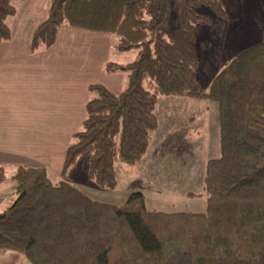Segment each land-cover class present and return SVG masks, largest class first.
Returning a JSON list of instances; mask_svg holds the SVG:
<instances>
[{
  "label": "trees",
  "instance_id": "trees-1",
  "mask_svg": "<svg viewBox=\"0 0 264 264\" xmlns=\"http://www.w3.org/2000/svg\"><path fill=\"white\" fill-rule=\"evenodd\" d=\"M25 1L0 0V44L11 39L15 4ZM228 21L222 0H52L33 53L53 48L70 26L110 34L113 50H137L138 58L107 64L108 74L126 77L120 94L89 87L61 181L16 167V199L0 213V252L31 264H264V42L220 68ZM201 24L222 28L219 41H199ZM160 97L219 105L220 157L207 163L199 196L205 214L149 211L141 192L122 206L102 204L67 177L85 157L89 183L115 191L117 164L138 165L152 145ZM6 182L0 166V187Z\"/></svg>",
  "mask_w": 264,
  "mask_h": 264
},
{
  "label": "crops",
  "instance_id": "crops-1",
  "mask_svg": "<svg viewBox=\"0 0 264 264\" xmlns=\"http://www.w3.org/2000/svg\"><path fill=\"white\" fill-rule=\"evenodd\" d=\"M263 2L222 0L229 25L218 42L220 68L264 42ZM16 6L17 13L8 22L11 39L0 44V166L13 175L17 166L43 168L61 181L67 149L86 119L89 87L103 85L116 95L123 90L124 74L105 73L115 38L63 26L53 48L33 53L34 34L49 16L52 0H26ZM240 20L246 24L240 26ZM232 23H238L235 30ZM217 33L218 37L222 35ZM211 39L209 35L198 38L202 42ZM86 44L96 46V57L84 59ZM213 106L219 108L210 101L160 97L156 109L158 131L152 145L138 165L117 164L115 191L73 182L86 196L102 204L122 206L132 193L141 192L149 211L205 214L207 203L198 196L203 193L206 165L220 157L219 111L216 126L205 111ZM7 252L11 257L21 255Z\"/></svg>",
  "mask_w": 264,
  "mask_h": 264
},
{
  "label": "rangeland",
  "instance_id": "rangeland-1",
  "mask_svg": "<svg viewBox=\"0 0 264 264\" xmlns=\"http://www.w3.org/2000/svg\"><path fill=\"white\" fill-rule=\"evenodd\" d=\"M262 1H264V0H262ZM18 4H20V3H16L15 6ZM247 7L248 6H246V8ZM242 24H246V23H244L243 21L240 20V26ZM228 25H229V23H227L226 28L224 30L227 31ZM232 26H235V28H233L235 30L236 27H238V23H232ZM244 27L247 28V26H244ZM198 28H197V36L200 39L204 38L205 35L212 36V38L214 40H217V41H219V39L221 38L220 36L218 37L217 32H219L222 28L220 29L219 27L208 26L205 24L199 25ZM223 33H224V31H223ZM230 33H232V31ZM229 40H231V39H229ZM86 46L87 47L83 48L84 59H89V57H91V59H92V58L96 57L97 56V55H95L96 46L94 44L91 45L90 47L87 44H86ZM79 56H81V54ZM137 58H138V51L137 50L131 51L129 53H119V52L111 49V52L109 54L108 59H110V62H118L119 61L123 65H128V64L135 62L137 60ZM96 65H99L100 73L104 74V70L101 69V65L100 64H96ZM96 65H94V66H96ZM105 73H107V72H105ZM95 75L98 77V75H100V74H95ZM95 75H94V77H95ZM108 75H110V74H108ZM125 85H126V77L124 75L123 81H122V89L125 88ZM205 111H206V115L209 118V122L212 121V123H214V125L216 126L219 108H217V106H213L210 109L206 108ZM197 121H201V118L198 116H197ZM214 129H215V127H214ZM84 158L85 157H83V159L81 158L79 160V162L77 163V165H75L74 168H71L68 171L67 177L72 178L75 183L80 184L82 187H88L86 185L87 184L89 185L91 183H89L87 176H86L87 162H86V159H84ZM12 176H13V173L11 171L10 172L7 171V182L0 188V200H3V202L1 201V203H0V213L4 212L5 209H7V207L10 205V203L12 201H14V199L16 198L15 187L12 183ZM53 181L55 183L59 182V180L54 179V178H53ZM198 198L204 199V198H201L199 196H198ZM11 254H12L11 252H7V253H3V254L0 253V264H6V262H8V261H9V263L11 262L13 264H16L17 262L15 260H20L21 264H31L23 256L17 255V257H11L12 256Z\"/></svg>",
  "mask_w": 264,
  "mask_h": 264
}]
</instances>
